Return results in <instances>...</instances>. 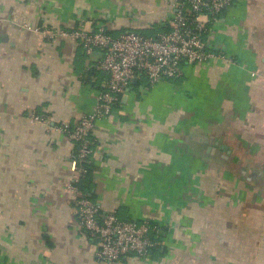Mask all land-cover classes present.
Segmentation results:
<instances>
[{"label":"crops","instance_id":"1","mask_svg":"<svg viewBox=\"0 0 264 264\" xmlns=\"http://www.w3.org/2000/svg\"><path fill=\"white\" fill-rule=\"evenodd\" d=\"M177 1L0 0V264H105L78 221L77 145L59 128L95 109L102 52L35 28L156 36ZM208 41L233 61L137 79L96 122L84 191L103 213L150 220L166 254L122 264H264V0H233Z\"/></svg>","mask_w":264,"mask_h":264},{"label":"built area","instance_id":"2","mask_svg":"<svg viewBox=\"0 0 264 264\" xmlns=\"http://www.w3.org/2000/svg\"><path fill=\"white\" fill-rule=\"evenodd\" d=\"M233 0H180L175 8L173 28L146 36L130 29L114 36L104 25L95 30L84 25L66 29L37 27L35 31L49 40L71 37L78 40L87 56L101 51L99 69L108 78L103 84L98 103L92 113L82 116L73 127L59 126L61 132L77 145L73 156L74 171L68 185L81 227L96 241L97 258L105 264H122L123 258L134 255L145 261L151 251L163 245L153 238L156 227L148 219L123 220L115 213H103L100 205L80 190L78 184L93 160L96 122L108 118L117 103L129 93L134 80L146 77L151 85L162 80L178 79L184 67L196 66L219 58L232 62L225 55L209 50L208 37L212 27L231 6ZM33 119L48 123L49 119L35 115Z\"/></svg>","mask_w":264,"mask_h":264},{"label":"trees","instance_id":"3","mask_svg":"<svg viewBox=\"0 0 264 264\" xmlns=\"http://www.w3.org/2000/svg\"><path fill=\"white\" fill-rule=\"evenodd\" d=\"M122 102V101H121ZM121 102H119V103H121ZM119 103H117V104H119ZM116 104V105H117ZM93 160L91 161V163H89V164H87L86 165V172H85V174L82 176V178H81V181H80V183L78 184V186H79V188H80V190L81 191H84V189H83V187H82V183L84 182V180H86L88 177H89V175L90 174H92V171H93ZM86 191H84V193H85ZM86 194H87V196H89V194L86 192ZM91 199H92V197L91 196H89ZM152 236H153V238H155L156 240H159V241H163V238H162V234H161V232L160 231H158V230H156L153 234H152ZM163 246H160V247H156V248H154V249H152V251H151V256H152V259H153V256L154 255H156V254H158V255H161V256H164V255H166L165 253H163L162 252V250H163Z\"/></svg>","mask_w":264,"mask_h":264},{"label":"water","instance_id":"4","mask_svg":"<svg viewBox=\"0 0 264 264\" xmlns=\"http://www.w3.org/2000/svg\"><path fill=\"white\" fill-rule=\"evenodd\" d=\"M137 80H134L133 83H135Z\"/></svg>","mask_w":264,"mask_h":264}]
</instances>
